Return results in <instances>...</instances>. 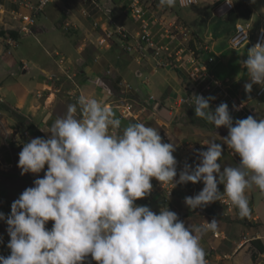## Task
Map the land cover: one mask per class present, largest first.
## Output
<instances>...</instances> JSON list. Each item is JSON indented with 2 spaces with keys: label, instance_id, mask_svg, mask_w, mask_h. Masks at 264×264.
Segmentation results:
<instances>
[{
  "label": "clouds",
  "instance_id": "clouds-1",
  "mask_svg": "<svg viewBox=\"0 0 264 264\" xmlns=\"http://www.w3.org/2000/svg\"><path fill=\"white\" fill-rule=\"evenodd\" d=\"M193 2L159 0L158 6ZM233 2L226 0L229 6ZM240 63L251 81L244 85L246 92L254 84L264 86V43L248 49ZM211 99L191 97L195 116L215 128L226 127L228 135L223 143H204L207 150H197L200 163L194 170L186 164L175 180V146L162 142L156 128L137 122L121 131V120L111 108L79 96L50 125L48 138H33L19 152L21 175L39 174L46 165L47 170L11 204L7 218L0 213L10 237V255L0 256V264H85L89 257L96 264H207L200 240L217 230L216 218L185 227L167 207L156 214L135 202L151 193L153 178L172 188L202 181L198 194L185 197L191 210L220 201L233 206L241 219L250 216L246 192L255 186L264 195V119L249 115L233 126L228 104L213 112ZM222 145L240 158L223 171L217 163ZM218 184L224 185L223 193ZM49 221L54 222L51 229L46 228Z\"/></svg>",
  "mask_w": 264,
  "mask_h": 264
},
{
  "label": "crops",
  "instance_id": "crops-1",
  "mask_svg": "<svg viewBox=\"0 0 264 264\" xmlns=\"http://www.w3.org/2000/svg\"><path fill=\"white\" fill-rule=\"evenodd\" d=\"M119 1L121 8L116 4ZM237 1L240 0H234V3ZM38 2L39 0H0V213H4L5 218L11 213V204L26 188L34 186L35 179L43 178L47 170L46 165L39 174L21 175L17 166L19 152L23 145L33 138H48L50 125L66 113L70 104L77 103H73V97L67 95L70 90H75V85L83 89V95L95 98L111 108L121 120V131L128 124L137 122L156 128L159 134L163 131L165 142H162L173 143L175 146V180L179 179V172L186 164L194 170L200 163L197 150L206 151L208 146L204 143L211 140L223 143L222 138L228 135L226 127L217 132L205 130L202 124L191 121L193 113L190 112V106L194 105L178 103L177 97L179 99V96L187 93L190 96L194 94V83L190 79L191 84H184V81L176 77L173 67L164 71L168 67H156L154 59L150 61L151 67L143 66L144 63L137 64L136 57L122 49L127 39L117 33L108 41V46L98 45V39L105 36L107 31L116 32L118 24L127 26L125 17L115 18L112 14L117 6L116 14L120 15V9L126 6L125 1L55 0L45 5L39 14L34 16L30 32L22 31L21 27L25 24L22 16L32 15V8ZM219 2L215 1L213 15L225 13L223 4L218 6ZM148 5L161 8L158 6L159 0H148L146 6ZM63 22L69 26L66 32L63 31ZM95 23H98V26H95ZM236 23L238 22H235V25ZM260 27L264 25L258 28ZM136 31L138 30H134ZM251 32L254 34L255 31ZM213 36L209 34L201 38L196 35L200 45L190 46L189 40L194 39V36L184 47L196 50L201 60L207 61L215 54L213 46H209ZM158 40L160 42V38ZM176 46L182 47L179 44ZM220 55L221 52L216 53V56ZM213 61L214 58L211 63ZM241 61L238 60L237 63ZM208 63L207 67L212 74ZM224 63L229 64V61ZM240 67L243 68L241 63ZM174 69L185 73L182 69ZM106 74L116 75L117 79L107 81L106 78L109 77ZM77 80L79 82H76ZM224 80H228L230 92L232 88L235 90L236 84H239L241 90H245L241 78L236 75L233 78L226 76ZM125 82H129L133 87L126 90L124 85L128 83ZM176 88L179 94L172 101L167 95ZM216 98L219 96L216 95ZM128 101L137 103L138 108L135 107L132 116L122 115L123 106ZM151 102L155 111L161 115L160 119H154L155 125H150L142 118L146 106ZM217 104L210 101L211 106ZM164 112L168 113V117ZM229 112L232 116L230 109ZM258 112L256 107L250 108L254 118V114ZM154 114L156 115V112ZM76 115H81L78 110ZM181 117H184L181 120L185 122H180L178 127L172 126V123ZM222 146V157L217 161L221 165V171L225 166H236L240 159L238 155L229 154L227 145ZM151 183V193L138 199L135 202L137 205L148 206L156 214L167 207L178 214L185 227L192 224L199 226L205 220L209 222L213 218L220 222L214 231L218 235L209 231L203 234L200 240L206 253L207 264H264V249H258L261 245L264 247V195H261L258 188L253 186L246 192L251 214L241 219L234 207L227 209L225 206L215 205L210 209L205 206L191 210L186 206L185 197L198 194L204 187L202 181L195 184H177L174 188L171 185L161 186L155 178ZM218 190L223 192V184H218ZM53 223L49 221L46 228L51 229ZM7 227L5 220H0V256L4 257L10 255V249L7 247L10 241ZM256 240L258 244L253 245ZM85 264L96 262L89 257Z\"/></svg>",
  "mask_w": 264,
  "mask_h": 264
},
{
  "label": "rangeland",
  "instance_id": "rangeland-1",
  "mask_svg": "<svg viewBox=\"0 0 264 264\" xmlns=\"http://www.w3.org/2000/svg\"><path fill=\"white\" fill-rule=\"evenodd\" d=\"M142 5L141 7H144V18L149 21V31L150 34L155 37L154 39L160 38V43L169 44L170 46V54L173 56L175 51H177L176 44H181L183 47L188 43V40L191 37L192 40L190 41V46L195 47L199 46L198 43V36L205 38L209 34H213V38L209 41V46H213L214 51V61L211 63H208V66L212 68V74L215 78L225 81V77L229 76V78H233L235 75L241 78L242 83L245 85L246 83H250V79L247 75V70L245 68L240 67V63H237L238 60H246L247 59V51L249 49V45H246L239 49H233L230 47L229 40L232 34L234 33L235 28V22L240 23H246L250 22L252 24V30L256 31L259 26L264 25V0H245L249 3L251 9L253 10L251 18L246 19L243 17H239L236 20L232 19L228 16V13L220 14V15H213L212 12H214V6L215 1L219 2V5H222L224 1L222 0H198L196 4H192L186 7H181L179 3H177L176 7L174 8H160L158 9L155 5L146 6V3L148 0H140ZM120 1L116 3L119 7ZM117 6L113 9V15L115 18H121L125 17L124 20L127 21V26L124 24H118L116 26V30L127 34V40L126 44H131V46L134 45L133 51L130 54H133L134 57H136L135 61L137 64H140L143 66L151 67V60L154 61L156 67H160L165 69L164 71H168V69H171L173 67V71L176 73V77L181 81H184V84H187L188 82L191 84V81L189 80V77L186 73H183L181 71L175 70L174 68H177L176 65H167V63H170L172 60V57H169L168 54H166V51H164L163 55H160L158 57H153L152 52L150 49H141V45H139L137 42L134 41L133 38L136 35V32L134 30L140 29V23L141 21L135 20L131 17L130 13L127 12V7L125 6L124 9H120L121 13L120 15H117L118 12L116 10ZM218 12V9L216 10ZM219 14V13H216ZM63 31L66 32V28H69L66 22L62 23ZM122 25V26H121ZM137 25V26H136ZM184 25V26H183ZM188 25V27H187ZM133 31V32H132ZM197 37H196V35ZM118 35V34H117ZM120 35V34H119ZM133 38H132V37ZM123 37V36H122ZM165 39V40H164ZM111 41V40H110ZM170 41V43H169ZM125 44V45H126ZM197 44V45H196ZM91 46V44H90ZM122 49L129 53L124 47ZM221 52L220 56H216V53ZM162 54V53H161ZM139 59H138V57ZM152 56V57H151ZM138 59V60H137ZM139 61V62H138ZM229 61V64H225L224 62ZM175 66V67H174ZM109 78H106L107 81H111L114 79H117L116 75H109L106 74ZM105 79V80H106ZM178 80V81H179ZM106 81V82H107ZM76 82H79L78 80ZM132 82V81H131ZM131 85L129 82H125ZM134 83V82H133ZM66 85V84H65ZM64 85V87H65ZM131 87H133L131 85ZM79 85H75V90H70V94L68 92L67 95H70L72 98V102L76 103L79 96L83 95V89ZM177 89L171 90L168 92V95L170 99L173 101L176 99L179 93H177ZM242 88L239 87V84L235 85V90L233 88L228 90L229 94L233 97H235L236 100H241L242 102H247V110L250 111V108L252 106L256 107L259 112L255 115V118L257 121L260 119H264V95L260 98L255 97V92L257 89L256 85H253L251 92H246L245 90H241ZM180 92V91H179ZM216 95L219 96V98H216ZM224 94H218L217 92H213L212 96L214 99H211L210 101H213L215 103H218L216 106L210 105V110L214 112L216 107H218L221 102L227 103L226 96L223 97ZM180 97V96H179ZM223 97V98H221ZM209 98V97H208ZM221 99V100H220ZM178 101V97H177ZM141 103V101H140ZM137 103H133V110H135V107L138 108ZM154 104L151 102L146 106V110H144L142 114V118L144 120H147L150 125H155V118L160 119L161 115L159 112L155 111L153 108ZM159 108V107H158ZM167 108V107H163ZM161 109V108H160ZM230 109V108H229ZM79 111V107L77 109ZM156 112V115L154 114ZM190 112L192 114L191 121L193 123H198L203 125V129L205 130H213V131H219L224 130L225 128L221 126L220 128H215L214 125L210 124L209 122L206 123L204 120L197 118L195 116V107L190 106ZM190 113V114H191ZM233 113V112H232ZM171 114V112H169ZM189 114V113H188ZM184 117L177 118L173 123V125H177L180 122H185V120H181ZM161 138L162 141L165 142L163 139L164 133L161 132ZM178 136V133H177ZM206 140V139H205ZM185 141V140H183ZM223 142V141H222ZM236 156V155H235ZM17 189V188H16ZM11 207V206H10Z\"/></svg>",
  "mask_w": 264,
  "mask_h": 264
},
{
  "label": "built area",
  "instance_id": "built-area-1",
  "mask_svg": "<svg viewBox=\"0 0 264 264\" xmlns=\"http://www.w3.org/2000/svg\"><path fill=\"white\" fill-rule=\"evenodd\" d=\"M55 0H39L38 4L34 6L33 14L32 15H26L22 16V18L25 20V24L21 27V30L24 32H30L31 26L34 24V16L38 15L39 12L44 8L45 5L54 2ZM126 2L127 12L130 13L131 17L135 20L141 21L140 23V29L136 31V35L133 38L134 41L137 42L139 45H141V49H150V51L153 53V57H158L160 55L164 54V51H166V54H168L169 57H172V60L170 63H167V65H176L177 68L182 69L189 77V79L194 83V94L202 95L205 98H208L212 96L213 92L221 93L226 96L228 99V104L230 111L232 113L233 118V126H235V121L238 119H244L247 118L249 115H251L250 111L247 110L246 106L247 103L242 102L241 100H236L235 97L231 96L228 92V80L221 81L214 77L209 72V69L207 67V62H211L213 60L212 57H210L207 61L201 60V57L199 56L198 52L195 50H190L188 48L183 47L181 44L179 46L182 47H176L177 51H175L174 55L172 56L170 54V46L169 44L160 43L159 40L154 39L150 34L149 31V21H147L144 16V7H141L142 3L140 0H123ZM198 0H194L192 4H196ZM191 4V5H192ZM223 7L225 8V12L229 13L230 11L234 10L235 3L233 2L232 5H227L226 0L223 2ZM121 8V6H120ZM95 26H98V23H95ZM252 26L250 22L246 23H236L234 28V33L230 37L229 44L230 47L233 49H239L246 45H250V48H252L254 45L259 43H264V27L258 28L254 34L251 32ZM107 31V30H106ZM114 33L120 34L123 36V38L127 39L126 32L123 33L121 30L116 32H110L107 31L105 36L98 39L97 43L99 46H108V41L113 37ZM127 43V42H126ZM124 43L122 46L129 52L133 51V46L131 44ZM126 44V45H125ZM162 53V54H161ZM257 86L255 97L260 98L264 95V86H261L259 84H254ZM124 88L126 90L131 89V86L129 84H125ZM193 94V95H194ZM192 95V96H193ZM190 95L185 94L184 96L179 97L178 103L179 104H187L191 103L194 105L193 101L191 100ZM195 106V105H194ZM236 106V108H234ZM238 108V110H236ZM133 104L128 101L126 105L123 106L122 115L124 116H132L133 115ZM229 154L231 156H235L231 154L230 150L227 148ZM224 188V185H223ZM169 193L170 189L168 190ZM224 191V190H223ZM223 193V192H222ZM226 200V198H225ZM215 205H221L225 206L227 209H232L233 206H231L227 202H220L216 201L206 206V208L210 209ZM212 220V219H211ZM211 220L209 222H211ZM214 235H218L217 233L213 232ZM244 239H246L244 237Z\"/></svg>",
  "mask_w": 264,
  "mask_h": 264
},
{
  "label": "trees",
  "instance_id": "trees-1",
  "mask_svg": "<svg viewBox=\"0 0 264 264\" xmlns=\"http://www.w3.org/2000/svg\"><path fill=\"white\" fill-rule=\"evenodd\" d=\"M251 15H252V9L250 8V6H248V4L243 1V0H240V1H237L235 3V8L234 10L230 11L228 13V16L232 19H237L239 17H243V18H246V19H250L251 18ZM258 244V241H253V245H257ZM260 251H263L264 247L259 246L258 248Z\"/></svg>",
  "mask_w": 264,
  "mask_h": 264
},
{
  "label": "water",
  "instance_id": "water-1",
  "mask_svg": "<svg viewBox=\"0 0 264 264\" xmlns=\"http://www.w3.org/2000/svg\"><path fill=\"white\" fill-rule=\"evenodd\" d=\"M164 115H165L166 117H168V113H167V112H164Z\"/></svg>",
  "mask_w": 264,
  "mask_h": 264
}]
</instances>
